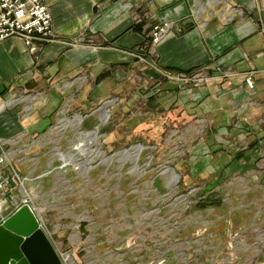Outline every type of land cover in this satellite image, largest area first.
Returning a JSON list of instances; mask_svg holds the SVG:
<instances>
[{
	"label": "crops",
	"instance_id": "1",
	"mask_svg": "<svg viewBox=\"0 0 264 264\" xmlns=\"http://www.w3.org/2000/svg\"><path fill=\"white\" fill-rule=\"evenodd\" d=\"M219 1L220 9L213 5ZM44 2L53 15L55 40L42 43L38 53H32L20 37L0 41V179L10 178V183L0 188V219L28 202L45 227L52 216L63 220V225L57 222L48 234L51 239L56 236L59 252H69L70 264L209 261L212 253L207 245L205 252L200 248L194 255L184 257L170 248L168 237L162 240L167 243L164 252L154 254L152 249L139 254L137 235L131 237L142 214L135 202L128 206L130 223H123L127 216L121 212L116 227L120 235H114L119 237L107 238V228L100 221L105 211L103 189L84 192L87 196L76 195L77 202L71 208L82 207L81 227L71 221L73 215L61 206L63 201L50 198L49 206H44L37 198V133L54 127L52 120L58 119L65 101L82 102L88 97L90 90L86 95L83 90L89 84L91 67L107 71L120 69L127 61L131 63L133 58L128 53L135 51L132 48L140 41L132 37H141L142 32L138 31L141 26L137 14L143 13L150 20L172 21L176 27L188 28L178 38L171 36L177 38L172 46L166 48V42L163 43L167 67L194 68V72L212 75L193 89L179 84L169 92L167 96L176 97L175 112L166 113L163 107L171 106L174 97L165 102L166 99L151 95V116H173L175 119L169 120L176 121L182 129L181 139L186 148L174 163L184 186L209 188V182L207 196L218 191L226 196L228 192L220 185L212 187V183L264 181V0H209L210 9L203 0ZM124 38L125 45L119 44ZM77 39L84 40L72 44ZM221 68L231 73L224 76ZM249 74L255 80L253 89L245 82ZM164 123L170 128L169 121ZM171 135L169 132L166 139L170 140ZM14 165L20 170L17 180L10 170L16 169ZM90 200L95 202L93 206ZM215 203L211 201L208 208L215 209ZM45 207H51L53 214L43 211ZM93 212L96 214L89 216ZM193 213L195 223H202V209ZM124 229L130 231L126 243L121 236ZM149 241L152 243V238Z\"/></svg>",
	"mask_w": 264,
	"mask_h": 264
},
{
	"label": "rangeland",
	"instance_id": "2",
	"mask_svg": "<svg viewBox=\"0 0 264 264\" xmlns=\"http://www.w3.org/2000/svg\"><path fill=\"white\" fill-rule=\"evenodd\" d=\"M203 1H207L206 7L210 9L209 0ZM213 5L220 9V1ZM137 15L142 32L141 37H132L140 41L133 46L135 51L128 53L133 58L131 63L127 61L120 69L107 70L110 77L105 79L96 77L106 70L91 67L89 84L84 85L83 90L85 95L90 90L88 97L82 102L65 101L58 119L52 120L54 127L37 133L38 200L46 207L50 198L63 201L61 206L73 215L71 221L81 227L82 207L71 208L77 202L76 195L87 196L84 192L103 189L105 211L100 221L107 228V238L119 237L114 235L119 232L116 227L120 213L126 214L123 223L129 224L128 206L133 202L139 206L142 214L139 212L141 217L137 230L131 234V237L137 235L139 254L152 249L154 254L164 252L167 243L163 244L162 240L168 237L170 248L183 253L184 257L194 255L200 248L205 252L207 245L212 256L203 264H264V181L238 180L231 183L221 180L212 183V187L220 185L228 195L223 198L215 196L211 200L205 194L211 189L209 182V188L206 185L184 186L174 163L185 147L181 139L182 129L176 121L169 120L175 117H152L148 112L152 107L148 99L153 94L166 99L165 102L174 97L175 102L171 106L165 104L163 107L166 113L177 111L175 95L167 94L179 84L180 87L186 85L187 89H193L212 75L198 70L194 72V68H179L182 71L178 72L167 67L163 43L166 42V48L172 46L188 28L174 26L156 42L152 30L163 22L150 20L143 13ZM171 36L177 38L171 39ZM83 40H74L72 44ZM125 43L126 38L119 44ZM219 70L224 76L231 73L227 69ZM196 73L200 75L195 77ZM179 74L184 76L179 77ZM105 111L108 117L102 122ZM165 121L171 123L170 128ZM153 126L157 128L154 130ZM169 132L172 133L170 140L166 139ZM89 133H95L96 137ZM137 148L141 149L136 153ZM134 151L136 154H133ZM13 168L16 169L10 167V170L17 180L20 170L16 165ZM9 183L7 181L5 185ZM211 201L216 202L215 209L208 208ZM94 204L90 200V206ZM46 207L43 211L53 214L51 207L49 210ZM197 209H202L200 224L194 219L193 211ZM95 214L93 212L89 216ZM146 214L148 219H145ZM57 219L51 217L49 228L43 224L47 234L57 222L64 224L63 220ZM125 233H129L128 236ZM121 236L125 237L124 243L128 242L130 231L122 230ZM149 238H152V243ZM51 242L57 249L56 236ZM58 253L65 264H70V254L66 249ZM66 254L69 255L68 261L63 257ZM140 259L138 257V262ZM189 263L196 264V261Z\"/></svg>",
	"mask_w": 264,
	"mask_h": 264
},
{
	"label": "water",
	"instance_id": "3",
	"mask_svg": "<svg viewBox=\"0 0 264 264\" xmlns=\"http://www.w3.org/2000/svg\"><path fill=\"white\" fill-rule=\"evenodd\" d=\"M223 192L211 193V200ZM0 264H65L41 220L27 203L0 219Z\"/></svg>",
	"mask_w": 264,
	"mask_h": 264
},
{
	"label": "built area",
	"instance_id": "4",
	"mask_svg": "<svg viewBox=\"0 0 264 264\" xmlns=\"http://www.w3.org/2000/svg\"><path fill=\"white\" fill-rule=\"evenodd\" d=\"M173 27L172 21L155 25L153 40L158 42ZM13 36L22 38L31 52L39 51L42 43L55 40L53 15L44 0H0V41ZM197 75L200 73L194 76ZM245 81L249 88L255 87L252 74ZM7 181L10 182V178H1L0 188H4ZM68 256L63 255L67 261Z\"/></svg>",
	"mask_w": 264,
	"mask_h": 264
},
{
	"label": "trees",
	"instance_id": "5",
	"mask_svg": "<svg viewBox=\"0 0 264 264\" xmlns=\"http://www.w3.org/2000/svg\"><path fill=\"white\" fill-rule=\"evenodd\" d=\"M140 30H141V27L138 26V31H140ZM145 39H146V38H145ZM144 41H145V40H144ZM151 41H152V38L149 37V42H151ZM169 68H170V69H173V70H177L178 72H181V71H182V70H180V69L177 68V67H169ZM109 76H110L109 71H105V72L99 74V76H98L97 78H98V79H105V78H107V77H109ZM151 99H152V96H151L150 100L148 99V101H149L150 103H152Z\"/></svg>",
	"mask_w": 264,
	"mask_h": 264
},
{
	"label": "bare ground",
	"instance_id": "6",
	"mask_svg": "<svg viewBox=\"0 0 264 264\" xmlns=\"http://www.w3.org/2000/svg\"><path fill=\"white\" fill-rule=\"evenodd\" d=\"M107 117H108V114H107V112L105 111V113L102 115V122H104L106 119H107ZM88 134V133H87ZM89 135L90 136H92V137H96V134L95 133H89ZM141 148H137L135 151H136V153H137V151H139ZM135 151L133 152V154H136L135 153ZM110 159V158H109ZM170 170V173H171V175H172V171H171V169H169ZM170 175V176H171ZM174 176H176V175H174ZM177 178V177H176ZM172 179V178H171Z\"/></svg>",
	"mask_w": 264,
	"mask_h": 264
}]
</instances>
